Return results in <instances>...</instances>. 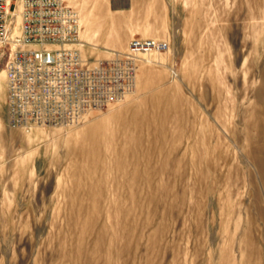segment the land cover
<instances>
[{
  "label": "rangeland",
  "instance_id": "rangeland-1",
  "mask_svg": "<svg viewBox=\"0 0 264 264\" xmlns=\"http://www.w3.org/2000/svg\"><path fill=\"white\" fill-rule=\"evenodd\" d=\"M65 1L115 97L12 128L0 44V264H264V0Z\"/></svg>",
  "mask_w": 264,
  "mask_h": 264
},
{
  "label": "built area",
  "instance_id": "built-area-1",
  "mask_svg": "<svg viewBox=\"0 0 264 264\" xmlns=\"http://www.w3.org/2000/svg\"><path fill=\"white\" fill-rule=\"evenodd\" d=\"M79 12L65 0H0V44L5 64L7 123L12 128L74 124L115 97L108 66L82 57ZM133 50L163 47L134 40Z\"/></svg>",
  "mask_w": 264,
  "mask_h": 264
}]
</instances>
